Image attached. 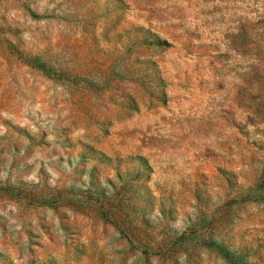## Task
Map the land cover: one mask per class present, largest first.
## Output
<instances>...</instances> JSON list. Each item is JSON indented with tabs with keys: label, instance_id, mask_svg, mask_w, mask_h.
<instances>
[{
	"label": "rangeland",
	"instance_id": "obj_1",
	"mask_svg": "<svg viewBox=\"0 0 264 264\" xmlns=\"http://www.w3.org/2000/svg\"><path fill=\"white\" fill-rule=\"evenodd\" d=\"M0 264H264V0H0Z\"/></svg>",
	"mask_w": 264,
	"mask_h": 264
}]
</instances>
